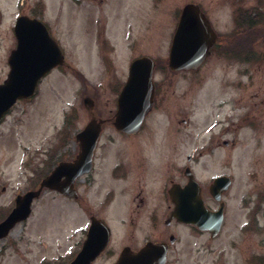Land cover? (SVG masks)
I'll return each instance as SVG.
<instances>
[{
  "label": "rangeland",
  "instance_id": "obj_1",
  "mask_svg": "<svg viewBox=\"0 0 264 264\" xmlns=\"http://www.w3.org/2000/svg\"><path fill=\"white\" fill-rule=\"evenodd\" d=\"M82 1L76 20L68 13L73 10L69 0H46L45 12L49 17H58L57 21L61 22L60 35L63 44L65 48L71 50L66 52L69 57H75L72 58V62L76 67L78 65L80 73L78 77H74L70 71L62 73L53 71L43 79L31 100L15 103L4 121L0 123V210L12 207L11 197L14 191L21 192L25 189L24 186H29L27 184L29 182L30 188L23 190L22 193L36 187L37 174L42 175L57 161L71 159L77 153L78 142L74 135L90 118L83 98L89 95L96 98L107 94L109 98L113 96L108 89L103 93V88L97 86L98 79L91 81L98 71V65L91 42L92 21L89 17L94 16L99 7L93 5L88 9L89 1ZM105 1V10L116 28L115 36L121 40L119 46L122 51H117L120 53L118 55L120 64H123L125 56L132 57L134 51H141L142 54L153 57L159 66H162L155 71L154 79L164 87L160 88L159 101L151 114L156 118L158 126L153 127L146 122L143 132L128 139H123L112 132V126L108 127L106 132L111 133V137L105 136L103 141L111 138L107 143H113V147L130 144L138 145L143 147L138 149L145 150L149 144L182 142L189 131L195 133L198 130L205 134L209 121L213 118L209 113H205L209 110L211 102H216L213 105L216 106L215 113H218V118L223 116L224 119H231L235 112L242 113L246 106L251 105L250 96L254 89L257 90L259 86L264 89L262 83L264 55L261 54L264 47V30L261 26L264 24V0H111L110 3L108 0ZM188 2L198 3L207 14L218 35L216 51L237 50L232 45L234 39L236 41L241 35H234L233 32L237 30L241 21L244 22L241 25L248 23L245 10H249V13L253 10L255 17L252 25L258 27L259 39L255 49L258 50L257 58L262 57L260 61H256L258 64L253 67L248 61L247 51L253 47V41L248 35L245 42H240V46H243L240 48V55L231 58L215 55L213 52L197 71L172 73L167 66V52L179 10ZM8 10L10 11L9 7ZM99 15L100 12L95 16ZM6 21L10 22L8 18ZM76 22L80 25L71 31L72 23ZM7 26L9 24L6 22L0 25V80L6 73L7 48L10 42L6 35ZM250 27L249 25L251 32ZM75 42L76 47L73 45ZM250 80L253 81L255 88L250 87ZM219 103L222 105L221 108H217ZM190 104H193V110H189ZM96 105L99 110H105L104 103L97 100ZM235 106L237 109L233 111ZM72 109L75 110L73 117L70 112ZM187 118L193 126L183 121ZM259 118L264 119L262 116ZM207 121L208 126L205 127ZM257 122L264 124V120H257L255 123ZM231 135L235 138V133ZM224 137L229 139V135ZM238 137L239 146L232 153L238 156L231 157L230 163L225 161L223 170L219 172L231 173V166L237 169L232 171L238 182L240 176H255V183L264 187V126L262 131H253L248 126L241 127ZM226 159L227 153L224 151V160ZM112 162L107 163V169ZM228 170L230 172H227ZM78 183L80 198L76 202L48 189L33 201L29 218L15 225L9 236L0 242V264H43L40 262L43 259L46 261L44 264H67L74 257L76 247L82 242L83 234L79 228H86L91 214L103 219L111 228L108 247L113 253L110 258L103 255L94 264L112 262L116 251L128 243L126 234L131 231L133 249L140 246L146 238L152 239L153 231L147 216L136 217L130 214L137 200H131L127 195L118 197L111 203L104 201L102 198L104 193H94L90 187L92 184L87 174L83 175ZM2 186H5L4 190ZM136 219L137 223L132 225L131 222ZM163 219L164 215L158 217L159 226H162ZM243 220L237 219V223ZM178 238L179 241L169 251L171 263L220 264L223 249L228 256L225 257L226 264H232L230 259L234 253L229 248L227 243L229 238L226 236L207 241L197 233L181 230ZM235 239L240 241L239 245H244L242 236L236 235ZM10 240L16 241L17 244L13 242L9 244ZM71 250L75 251L71 256H67Z\"/></svg>",
  "mask_w": 264,
  "mask_h": 264
},
{
  "label": "flooded vegetation",
  "instance_id": "obj_2",
  "mask_svg": "<svg viewBox=\"0 0 264 264\" xmlns=\"http://www.w3.org/2000/svg\"><path fill=\"white\" fill-rule=\"evenodd\" d=\"M81 1L69 0L73 10L68 11L70 10L68 9L67 11L71 13L73 19H78L79 5L83 2ZM88 1V9L89 6L95 5L99 7L96 14L100 12L99 16H95V14L89 17V20L92 21L90 27L91 42L97 55L98 65V71L91 81L98 79L97 86L103 88V93L108 89L113 94L110 98L109 94L100 98L89 95V98L86 100L89 106V120L98 121L97 123L101 126L98 143L92 156L91 169L88 173L89 181L92 184L90 187L94 193H104L102 196L103 200L110 203L118 197L127 195L131 197V200H137L138 202L135 204V207L131 208L130 214L136 215V217L147 216L149 226L153 231L151 232L153 234L152 239L146 238L136 249L132 248L133 243H131L133 231L127 233L126 239L128 243L123 244L120 250L116 251L114 260L110 261L109 264H116L123 250L126 249V253L134 254L148 242L161 245L160 247L165 249V258L163 262L158 264H174L170 261L169 251L179 241L178 237L181 230L197 233V235L203 236L207 241L215 240L219 237H228L227 243L234 253L233 258L230 259L232 264H264V187L255 183V176H240V182H238L233 172L237 169L235 170L231 166V173L219 172V170H223L222 167L225 161L230 163L231 157L235 158L238 156V154L232 155V153L239 146L238 136L241 127L248 126L253 131H262L264 124L255 122L257 120H264L259 118V116L264 118V89L260 86L257 90L254 89L250 96L252 100L251 105L246 106L242 113L235 112L231 119H224L223 116L218 118V113H215L216 106L214 107L213 105L216 102H211L208 107L209 110L205 113H209V116L211 115L213 118L209 121V124L208 121L205 123V127L207 124L209 125L205 130V134L203 131L199 132L198 130L195 133L189 131L182 142L149 144L145 150L138 149V147H143L138 145L131 146L130 144L115 145L113 147V143H107V141H111V138H106L107 140L103 141V137H111V133L106 132L108 127L112 126V132L123 139H128L143 132L146 122L150 123L153 127L158 126L156 118L151 114L159 101V96L161 95L160 88L163 87L162 84H158V80L154 79L155 71L162 68V66H159V63L155 60L153 70V106L142 118L138 130L132 134L119 131L114 125L118 94L129 78L132 61L142 56V52L134 51L132 57L127 58L125 56L122 60L123 64H120L118 56L120 53H117V51H122L121 46H119L121 40L118 36H115L116 28L114 22L109 19L105 10L106 1ZM108 1L109 3L111 2V0ZM45 8L47 10L46 0H34V2L33 0H0V25L3 22L9 24L6 27V35L10 41L7 55L9 57L18 45L16 34L18 19L24 18L28 20L37 18L45 25L49 35L55 40L64 56L63 63L52 70H58L61 73L62 71H70L74 77H78L80 71L78 70L77 61L75 60L76 67L72 62V58L75 59V57L68 56L66 51L71 50L65 48L63 38L60 35L62 34L60 30L61 22L57 21L59 20L58 17H49L48 13L45 12ZM245 11L247 13V20L251 22L255 17V12L251 10V13H249L247 9ZM6 18L10 22L6 21ZM48 20H55V22L50 23ZM79 25V22L72 23L71 31L77 29ZM261 26L264 30V24ZM252 28L254 31L256 25H252ZM24 29L25 31H31V24L25 26ZM113 29L114 31H112ZM258 40L255 39L253 47L247 51L248 61L253 67L258 64L256 61L262 59V57L257 58L256 54L258 50L255 49V46L259 43ZM73 45L76 47V42ZM234 47L237 50L228 51L226 49H219V51H216L212 47L211 54L214 52L215 55L219 56L236 57L239 55L240 48H242L239 47V38L236 41L234 39ZM26 50L32 51L31 48ZM262 51L263 53L261 54L264 55V47ZM6 66H8L7 59ZM192 71L187 70V72ZM171 72L176 73V71ZM249 83L250 87L255 88L252 80ZM97 100L105 104V110L98 109L96 105ZM101 100L104 102H101ZM112 104L113 107H111ZM220 104H218L217 108L222 107ZM190 106L189 110H193V104H190ZM235 108L237 109V106L233 108V111H235ZM261 110L263 111L261 112ZM183 121L189 126H193L189 118L183 119ZM225 121H227V124H225ZM232 133H235V138L231 135ZM224 135H229V139L224 137ZM200 137H202L201 140ZM101 141L103 144H101ZM133 147L135 149H131ZM224 151L227 153L226 160H224ZM78 152L79 144L77 148ZM77 153L73 156V159ZM111 161L113 162L107 169L106 165ZM227 172L230 171L228 170ZM220 176L223 179L216 182L215 179ZM80 180L81 178L77 181L78 188ZM1 188L4 190L5 186ZM183 188L185 189L184 196H186V201L185 208L181 211L178 210L179 207L176 199L178 189L182 190ZM19 193H22V191ZM17 194L18 192L16 193L15 191L12 194V207L15 204V196ZM79 198L80 196L78 195L77 199ZM11 208L0 210V221L7 216ZM201 208L208 215L206 220L208 228L201 229L195 224L178 221V214L190 215L200 213ZM161 215H164V219L161 224L162 226H159L157 220ZM218 218L221 219L220 224L215 223ZM236 218L240 221L244 220L241 223H237ZM131 223L134 225L137 223V219ZM225 228L226 230L224 231ZM235 233H237V237L242 236L244 239L242 242L245 241L244 245H239L240 241L235 239ZM9 234L1 238L0 242L8 237ZM12 242L15 245L17 244L16 241H8L9 244H12ZM108 248L96 260L103 255H106L107 258L112 257L113 253ZM224 253L222 249L220 258L222 260H219L220 264L227 263L225 257L228 258V256L226 253L224 256Z\"/></svg>",
  "mask_w": 264,
  "mask_h": 264
},
{
  "label": "water",
  "instance_id": "obj_3",
  "mask_svg": "<svg viewBox=\"0 0 264 264\" xmlns=\"http://www.w3.org/2000/svg\"><path fill=\"white\" fill-rule=\"evenodd\" d=\"M33 23L38 24L39 22L33 21ZM38 25L42 27V32L48 40L44 27L41 24ZM31 38L40 40L41 35H32ZM214 40L215 33L199 5L186 3L181 9L178 25L172 39L169 51L170 67L174 70L196 68L208 55ZM24 43L25 39L22 38L21 40L20 37V48H24ZM32 44L35 45V43ZM44 45L46 46V43ZM15 55H19L21 59L25 58V63L19 69L18 67L14 68L13 58ZM58 58V51L34 49L33 51H16L12 54L9 59L12 70L4 83L0 84V118L17 98L30 97L33 94L38 79L55 64L53 60H58ZM152 68L153 62L149 57L138 58L131 64L128 82L120 93L118 101L115 121L118 129L126 132L135 131L139 128L145 113L150 109L153 96ZM98 135L99 126L94 121L89 122L76 135L80 139L82 149L79 159L73 162H60L48 176L42 179L37 190L28 191L19 197L16 201V207L0 222V237L6 235L17 221L28 216L32 199L39 195L43 187L75 196L74 179L90 169L91 155ZM62 176L65 177L63 181H61ZM183 206L179 204V207ZM177 216L181 221H192L200 226L204 225L203 216L194 214L187 217L183 214ZM107 239V228L100 221L93 220L87 240L80 253L70 264H90L91 260L105 246ZM155 249L156 247L153 245L144 248L138 254L133 255L134 258H130L129 264H152L156 258V255H153ZM128 259L124 254L119 264H124Z\"/></svg>",
  "mask_w": 264,
  "mask_h": 264
},
{
  "label": "trees",
  "instance_id": "obj_4",
  "mask_svg": "<svg viewBox=\"0 0 264 264\" xmlns=\"http://www.w3.org/2000/svg\"><path fill=\"white\" fill-rule=\"evenodd\" d=\"M242 26H243L242 29L238 32L241 35L239 37V41L240 42H245V40H247V38H248V35H249V37H251L252 41H254L255 39L257 40V38H258V28H256L254 31L250 32L249 26L247 24L246 25H242Z\"/></svg>",
  "mask_w": 264,
  "mask_h": 264
}]
</instances>
